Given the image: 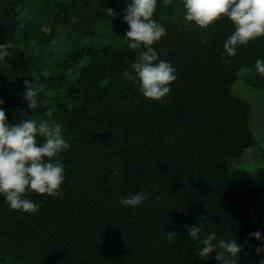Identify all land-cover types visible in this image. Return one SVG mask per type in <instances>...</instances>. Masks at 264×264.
Returning a JSON list of instances; mask_svg holds the SVG:
<instances>
[{"label":"trees","instance_id":"1","mask_svg":"<svg viewBox=\"0 0 264 264\" xmlns=\"http://www.w3.org/2000/svg\"><path fill=\"white\" fill-rule=\"evenodd\" d=\"M128 2L0 0V43L12 51L0 65V107L10 124L25 116L60 123L70 144L57 157L61 196L29 193L41 205L36 214L0 196V264H219L215 252L199 259L202 245L187 227L200 224L201 239L237 240V264H260L262 242L249 233L259 231L251 209L264 198L237 189L227 165L258 144L251 121L264 103L255 67L264 36L228 58L223 45L235 25L227 17L201 29L184 21L183 0H158L152 18L166 35L152 47L177 79L153 101L126 75L144 50L124 37ZM241 78L257 93L254 107L232 92ZM25 80L40 89L37 109L27 107ZM141 190L147 201L121 206Z\"/></svg>","mask_w":264,"mask_h":264},{"label":"clouds","instance_id":"2","mask_svg":"<svg viewBox=\"0 0 264 264\" xmlns=\"http://www.w3.org/2000/svg\"><path fill=\"white\" fill-rule=\"evenodd\" d=\"M158 0H130L123 19L128 25L125 38L130 49H141L131 64L126 75L138 80L139 91L147 99L160 101L171 93L170 85L177 79L176 69L169 61L159 58L158 52L152 47L155 42L166 35V29L152 18ZM186 22H191L201 29H207L222 17H227L234 25V32L224 42V54L228 58L235 57L239 46L248 44L257 37L264 36V0H183ZM113 16V10H107ZM12 57L11 45L0 43V65ZM230 62V59L225 63ZM255 67L264 75V60L257 58ZM134 73V74H133ZM24 99L29 110L39 106L40 89L34 81L25 80ZM4 100L0 98V105ZM51 115V113H49ZM42 138L38 143L37 138ZM70 144L62 133V125L47 119H21L10 124L6 111L0 107V196L13 210L36 214L41 205L27 198L29 193L47 194L59 197L63 193L65 167L58 159V154L68 150ZM149 199V194L141 190L119 203L124 207L137 208ZM202 225L187 227V233L193 240L200 242L199 259L207 261L209 255L216 253L219 264H237L242 246L236 239H221L217 243L213 232L201 239ZM175 233H168L171 240ZM249 238L261 241L256 252H264V237L261 232L249 233ZM223 250L218 252L217 249ZM264 264V259L260 261Z\"/></svg>","mask_w":264,"mask_h":264},{"label":"rangeland","instance_id":"3","mask_svg":"<svg viewBox=\"0 0 264 264\" xmlns=\"http://www.w3.org/2000/svg\"><path fill=\"white\" fill-rule=\"evenodd\" d=\"M232 92L237 97L247 100L252 106L260 102L259 99H255L257 97L255 90L246 85L242 78L233 86ZM256 111L255 107L251 127L258 144L256 148L244 151L241 159L229 161L227 174L232 178L237 189L257 191L264 198V103L262 108L258 107L255 114ZM251 215L256 228L263 231L264 203L259 207H253Z\"/></svg>","mask_w":264,"mask_h":264}]
</instances>
